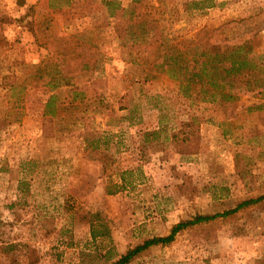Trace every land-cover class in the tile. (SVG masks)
<instances>
[{"label":"rangeland","instance_id":"374dc122","mask_svg":"<svg viewBox=\"0 0 264 264\" xmlns=\"http://www.w3.org/2000/svg\"><path fill=\"white\" fill-rule=\"evenodd\" d=\"M141 1L177 40L248 43V88L223 104L183 99L166 80L141 91L102 0H0L11 20L0 24V264H110L264 195V0ZM55 67L68 85L45 108ZM123 171L128 185L107 195ZM94 214L108 236L91 238ZM129 264H264V199Z\"/></svg>","mask_w":264,"mask_h":264},{"label":"trees","instance_id":"16d2710c","mask_svg":"<svg viewBox=\"0 0 264 264\" xmlns=\"http://www.w3.org/2000/svg\"><path fill=\"white\" fill-rule=\"evenodd\" d=\"M102 3L107 8L108 17L113 19V35L122 59L128 67L125 74L132 86H137L142 91L146 85L166 80L175 85L177 94L183 99L221 104L236 101V91L241 85L248 88L250 64L247 54L251 52L248 43L228 47L216 46L204 39L180 41L172 32L171 25L167 26L168 19L162 17L164 14L141 0H131L127 7L121 6L118 0H102ZM204 3L201 1L193 5ZM192 8L201 9L193 6L189 9L185 6V11L188 12ZM10 21V18L0 16V24H9ZM2 39L0 32V46ZM84 67L82 66L81 69ZM38 68L40 70V67ZM59 81H63L62 84ZM49 85L50 95L46 100L45 108L55 103L56 91L68 85L67 78L59 67H55V74ZM142 93L145 94L144 91ZM57 111L58 108L55 107V111L50 112L51 118L58 116ZM157 134L156 131H149L146 137H155ZM84 140L88 146L93 147L94 143L88 142L87 137ZM129 172H120L122 183L107 186L106 194L113 195L124 189L128 185L124 177ZM262 199L264 195L243 201L235 208L221 214L199 215L191 220L179 222L171 228L167 236L146 240L110 264H129L153 246L170 244L178 233L189 227L233 215ZM90 235L93 240L108 236L105 226L100 225L99 214H94L90 218Z\"/></svg>","mask_w":264,"mask_h":264}]
</instances>
